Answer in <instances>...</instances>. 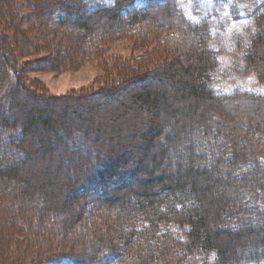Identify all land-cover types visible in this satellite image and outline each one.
<instances>
[{
	"label": "trees",
	"instance_id": "trees-1",
	"mask_svg": "<svg viewBox=\"0 0 264 264\" xmlns=\"http://www.w3.org/2000/svg\"><path fill=\"white\" fill-rule=\"evenodd\" d=\"M144 1L145 5L140 7L137 0H116L112 6H99L90 12L98 19L110 15L106 17L108 23L117 22L119 30L133 29L147 20L163 27L166 23L157 18L162 16L163 20H168L174 16L179 28L177 36L185 33H191L193 38L200 36L203 49L194 46L185 60L173 56L168 67L157 66L148 73L143 71L122 80L126 83L121 87L122 92L132 85H141L131 97L133 106L130 108L151 112L139 147L126 146L121 153L109 156L101 152L102 145L96 144L98 137L73 134L76 141L69 140L71 145L65 146L64 151L75 152L81 163L90 160L95 166L93 175L81 185L90 183L95 175L104 184V179L119 178L120 181L111 198L104 202L92 201L93 208L107 214L104 219L96 217L94 211H87L84 203L79 204L82 195L74 198L78 214L72 215L74 221L70 227L81 225L94 243L93 249L82 246L70 249L67 254L49 249L48 254L53 255L41 257L39 261L41 264H183L182 259L188 257L189 252H213L215 264H264V203L257 201L264 196V92L215 91L210 82L218 67V58L210 44L211 21L188 19L178 0ZM154 1L161 4L152 7ZM256 1L251 3L253 9L248 12L256 32L251 36L245 57L246 67L255 70L258 80L264 84V1ZM10 2L0 0V26L6 30L20 23L15 17V21L9 19L10 13H15ZM72 2L63 5L68 12V19L64 18L69 21L85 6L82 0ZM56 5H59L58 0ZM56 5H46L49 15L51 10L57 9ZM81 12L83 31L80 35L90 34L91 29ZM59 18L60 15L53 21L56 25L67 23ZM105 28L104 34L112 31L110 24ZM102 31L92 37L104 35ZM22 34L26 36L25 31ZM150 74L158 79L157 83L145 84ZM5 77V72L4 75L1 72L0 82ZM119 90V87L116 93L110 90L107 96L120 95ZM100 96L95 95L90 100ZM30 99L36 100L28 94L26 100ZM12 106L18 110L22 107L17 103ZM46 106L27 110L24 118L10 113L11 109H6L7 113L0 112V189H20L17 200L21 209L17 211L26 218L23 226L29 228L34 222V227H40L44 222L47 227L46 233L39 235L45 234L48 240L42 239L43 236L34 240V236L22 232V228L17 235L4 236V242L25 248L36 243L45 249L63 242L65 236L60 219L64 206L57 201L58 196L33 190L23 175L32 158L27 148H21L29 132L38 127L43 131L47 128L53 134L58 131L53 113H49ZM2 109H5L3 103ZM15 127H19L21 133L12 134L8 140L5 131L8 128L14 131ZM46 142V145L41 143L42 151L56 147L54 144L51 147L49 140ZM19 154L22 157L16 160ZM131 159H134L131 167L125 171L123 164ZM66 161L71 166L74 159ZM69 168L72 172L75 170ZM64 172L69 175L67 169ZM47 187L56 189L57 186L49 182ZM6 218L11 225L18 226L12 215L7 214ZM166 222L186 227L185 238L179 239L170 231L162 236L161 224ZM19 227L22 226L19 224ZM49 239L55 243L49 244ZM25 251L20 258L0 261V264H25L29 258L25 255L31 253L27 248ZM38 254L43 255L40 251ZM207 263L204 260L201 264Z\"/></svg>",
	"mask_w": 264,
	"mask_h": 264
},
{
	"label": "rangeland",
	"instance_id": "rangeland-1",
	"mask_svg": "<svg viewBox=\"0 0 264 264\" xmlns=\"http://www.w3.org/2000/svg\"><path fill=\"white\" fill-rule=\"evenodd\" d=\"M10 1L12 12L15 11V13L14 15L10 13L9 19L12 22L15 21V17L20 21V26L16 25L8 30L0 26V62L3 64L0 65V73L4 75L5 72L6 76L3 82H0V112L5 113L6 109H11L10 113L14 112L16 117L24 118L27 110L46 106L44 104L47 103V110L53 113L58 130L53 134L47 128L43 131L41 127H38L29 132L24 139V144L21 145L22 149L27 148L32 155L31 161H28L26 170L23 172L28 186L37 192L43 191L46 194L52 193L58 196L57 201H61L60 204L64 206L63 216L60 218L61 225L64 226V241L56 244L55 240L49 239V244H55L45 249L41 244L36 243L26 247L31 253L25 255L29 257L25 264H41L39 261L41 257L48 258L53 255L48 254L49 249L57 250L60 254H67L70 249H80L82 246L93 249L94 243H91L89 234L85 233L86 230L81 225L70 227L74 221L72 215L78 214L74 198L82 195V198L78 200L79 204L84 203L87 211H94L96 217L104 219L107 214L102 209L93 208L95 205H92V201L98 199L104 202L111 198L120 181L119 178L111 181L104 179L106 182L104 184L100 177L95 175L90 183L82 186L81 183L88 176L93 175L95 166L90 160L81 163V159H78L75 152L64 151L65 146L71 145L69 140L76 141L72 137L73 134L86 133L89 136L98 137L96 144L102 145L101 152L109 156L121 153L126 146L139 147L141 134L146 130V120L151 117V112L140 111L135 106L133 109L130 108L133 106L130 105L131 97L141 85H132V88L122 92L121 87L124 88V84L126 85L122 83V80L128 77L133 78L135 77L133 75L143 71L148 73L157 66L168 67L170 59L174 57L179 56L185 60V56L194 46L203 48L198 39L200 36L193 38L191 33L177 36L179 28L176 27L177 19L174 16L168 20H163L162 16L157 18L166 23L163 27L156 26L152 20H147L133 29L119 30L116 27L117 22L108 23L106 17L110 15L98 19L95 13L90 12L91 9L99 6H112L116 0H82L85 3L84 8L79 13H74L71 21L66 20L68 12L63 5L73 3L72 1L77 3L79 0H58L59 5H56L57 0ZM178 1L188 19H205L212 23L213 36L210 44L217 55L218 67L210 82L211 87L217 92H264V84L258 80L255 70L246 67L245 57L251 36L256 32L248 15V12L253 9L251 3L255 0ZM261 1L264 0L256 2ZM137 2L140 7L146 3L144 0H137ZM157 3L161 4L159 1H154L151 6ZM46 5H56L57 9L51 10L49 15ZM81 11L85 16L83 20L91 29L90 34L86 32L80 35L83 31L81 27L83 21L79 18L82 15ZM160 12L162 13L161 10ZM45 13L47 16H44ZM59 15L61 17L59 19L66 17V25L60 26L53 22ZM103 19H106V22ZM161 22L158 23L161 24ZM108 24L111 25L112 31L107 30L104 34ZM24 31L25 37L22 34ZM101 31L104 35L92 37L94 33H101ZM50 32L55 35L51 36ZM157 81L158 79L152 78L150 74L145 84H155ZM118 87L122 92H119L120 95L107 96L110 95V90L112 93ZM28 94L35 97L37 101L26 100ZM98 94L102 96L90 100ZM2 103L5 109H2ZM12 103L21 105V110L15 109ZM78 125L81 127L77 128ZM10 130L8 128L4 133L9 135L8 140L12 134L16 136L21 133L19 127H15L14 131ZM67 134H70L71 139ZM47 140L51 147L53 144L56 145L52 151L41 150V143L46 145ZM19 155L16 160L22 157ZM70 159H74L71 166L66 161ZM132 160L134 159L123 164L125 171L130 169ZM69 167L75 169L74 174ZM65 169L68 170L69 175H65ZM49 182L57 186L56 189L47 187ZM102 192L104 193L101 196ZM19 193L20 189H0L1 262H10L14 257L20 258V255L26 252L25 246H15L4 242V236L17 235L20 228L22 232L34 236V240L40 239L41 236L44 237L42 239L48 240L45 234L39 235V233H46L47 227L44 222L40 227H34V222L29 228L23 226L27 222L24 214L17 211L21 209L17 200ZM260 200L264 203V196L257 200L258 203ZM52 201L56 207L55 199ZM11 211H14V214L10 213ZM7 214L17 220V227L16 224L11 225L10 219L6 218ZM94 218H91L90 222H93ZM19 224L22 227H19ZM137 224L139 225L140 222ZM185 229L186 227H181L175 222H166L161 224L160 233L163 236V233L170 231L177 238L184 239ZM24 233L21 234L25 236ZM80 235L82 238L77 237ZM39 251L43 255L39 256ZM182 260L183 264H201L204 260L209 262L207 264H215L213 252L209 254L189 252L188 257Z\"/></svg>",
	"mask_w": 264,
	"mask_h": 264
}]
</instances>
